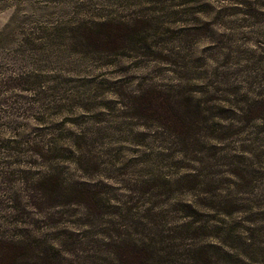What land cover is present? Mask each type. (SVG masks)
Returning a JSON list of instances; mask_svg holds the SVG:
<instances>
[{
	"label": "rangeland",
	"instance_id": "rangeland-1",
	"mask_svg": "<svg viewBox=\"0 0 264 264\" xmlns=\"http://www.w3.org/2000/svg\"><path fill=\"white\" fill-rule=\"evenodd\" d=\"M0 237L21 264H264V0H0Z\"/></svg>",
	"mask_w": 264,
	"mask_h": 264
},
{
	"label": "trees",
	"instance_id": "trees-1",
	"mask_svg": "<svg viewBox=\"0 0 264 264\" xmlns=\"http://www.w3.org/2000/svg\"><path fill=\"white\" fill-rule=\"evenodd\" d=\"M38 187H44V184L42 186V184H38ZM48 187H50L48 189ZM46 192H49L48 195H39V196H32L31 197V200H30V206L35 209V210H44V209H51L53 207H60V205L58 203L59 202V199H62L63 194H59L57 193V190H59V186L56 184L55 186L54 185H51L49 184V186H46ZM53 189L54 191H56V193L52 194L51 193L53 192ZM51 191V192H50ZM16 245L14 244V242L12 240H4L2 237H0V256H3V255H8L9 258L8 260L4 263V264H21L20 262H22V258L23 256L26 255V251L27 250H19V249H16L14 250L16 247ZM23 248V247H22ZM20 248V249H22ZM135 260L137 261H141V256H137V254H135L134 256ZM44 264H50L49 261H45Z\"/></svg>",
	"mask_w": 264,
	"mask_h": 264
}]
</instances>
